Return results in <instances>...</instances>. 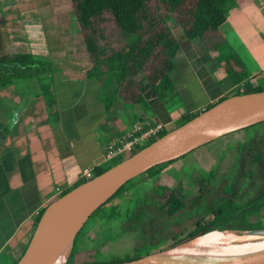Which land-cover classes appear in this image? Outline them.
I'll return each mask as SVG.
<instances>
[{
	"label": "crops",
	"instance_id": "0c3cea01",
	"mask_svg": "<svg viewBox=\"0 0 264 264\" xmlns=\"http://www.w3.org/2000/svg\"><path fill=\"white\" fill-rule=\"evenodd\" d=\"M225 25H230L238 34L244 44L242 48L245 45L249 48L256 63L253 70L248 69L249 76L241 85L261 88L260 84H264V0L237 4L229 12ZM223 31L229 39L228 31ZM193 41L202 48L200 39ZM41 47L36 51L38 55L31 53L50 58L52 50L45 49L44 44ZM196 50L194 43L185 38L181 41L180 51L187 69L204 90L205 101L198 103L186 86L176 83L166 101L161 100L150 84H141L147 106L123 102L115 87L107 88V84L87 77L89 59L77 66V73L50 76L54 84L0 86V264H17L21 259L39 216L56 199L57 188L64 190V195L81 181L84 169L106 164L103 144L109 139L127 133L137 120L148 125L168 124L173 129L184 115L205 110L206 106L244 89L234 85L223 71L218 54ZM236 51L247 60L248 57ZM217 60L221 61L219 69L215 66ZM178 93L188 106L185 112L172 110L173 99H169Z\"/></svg>",
	"mask_w": 264,
	"mask_h": 264
},
{
	"label": "trees",
	"instance_id": "16d2710c",
	"mask_svg": "<svg viewBox=\"0 0 264 264\" xmlns=\"http://www.w3.org/2000/svg\"><path fill=\"white\" fill-rule=\"evenodd\" d=\"M243 1L245 0H70L79 35L82 37L89 56L90 67L86 75L89 78L97 79L101 84H107V88L109 86L115 87V93L119 95L123 102L147 106L141 92V84H150L161 100L166 101L174 91L175 81L172 76L175 70L174 59L181 49V40L175 30L180 29L185 40L200 39L209 53L218 54L223 63V71L233 81L234 85H240L247 79L249 74L222 28L228 20L229 12ZM4 49L5 41L0 26L1 87L25 79H35L40 84L42 80H45L46 84H54V81L48 78L54 74L53 66L44 57L29 53L3 55ZM261 90L258 87L253 88L246 85L243 90L240 89L233 95ZM226 98H222L218 102ZM113 103L114 99L111 101V106L114 105ZM216 103L209 105L205 110ZM202 111L184 115L181 119V125L196 117ZM138 121L141 120L134 123ZM173 129H165L141 146L138 151L149 146ZM259 139L248 140L247 143H244L245 158L238 161L253 163L245 166V176L264 179V150L262 149L264 147V132L262 138ZM174 161L154 167L147 173L149 175H152V172L154 174L159 173L163 167ZM105 166L106 164L98 167L96 176L112 167L111 165L109 167ZM249 171L252 173L248 174ZM197 174L199 175L196 176H200V173L197 172ZM135 180L136 178L126 183L111 199H114L120 193H124ZM86 181L81 180L76 187ZM162 192L174 194L170 189L162 190ZM261 194L264 195L262 192ZM170 199L174 204L180 202L177 196ZM103 209L104 205L92 217ZM42 214L43 212L38 221ZM181 220V217L177 219V216H174L172 223H167L168 225L165 224V226H171L173 228L172 232H174L173 235H176L175 230L177 226L182 224ZM257 226L264 228V220L263 224ZM217 227V225H212L202 231L188 233L185 237L176 240L169 248ZM233 228L250 230L255 228V225H249L243 219ZM82 232L81 230L77 235L73 250L77 247V242L83 243L81 240ZM162 236L163 234L158 232L146 230L138 241L141 245L145 240L155 237L159 239ZM98 251L95 250V253ZM141 256H143V249L137 248L125 257H114L103 263L95 260L94 255L92 259L82 263H74L71 260V255L66 261L68 264H114L135 260Z\"/></svg>",
	"mask_w": 264,
	"mask_h": 264
},
{
	"label": "rangeland",
	"instance_id": "374dc122",
	"mask_svg": "<svg viewBox=\"0 0 264 264\" xmlns=\"http://www.w3.org/2000/svg\"><path fill=\"white\" fill-rule=\"evenodd\" d=\"M0 26L5 41L3 55L28 53L26 50L30 51L29 54L33 52L38 55L39 53L36 52L37 49H41V46L44 44L45 49L52 50L53 52L50 58L44 57V59L52 64L54 69L53 75H57V77H63L62 72L65 74L66 72H69L68 74H70V72L71 74L77 73V66L82 63L84 59L86 61L89 59L82 37L79 35L77 29L70 0H0ZM222 29L228 31V40L231 42L232 47L238 49L244 58L248 57L246 58L248 61H245L241 57L240 59L243 61L244 65L245 62L251 65H245V70L249 73L248 69L253 70L256 66V63L249 54V48H247L246 45L242 48V46H244L242 40L237 33H234L230 25H225ZM175 33L181 41H184V34L180 29H176ZM35 37L37 39H35ZM190 42L191 44L194 43V47L198 48V50H196L198 52H200L201 49H205L204 46H202V48L197 47L194 41ZM217 58L221 60L219 55H217ZM174 62L176 69V71H174L175 83L186 86L195 102L205 101L204 90L202 91L200 82L191 70L187 69V62H185L183 58L182 51L177 54ZM220 62L218 61L215 63L217 69L220 67ZM86 65L90 66V61ZM15 84H37V80H18ZM41 84H46L45 80H42ZM260 85V89H264V84ZM175 94L176 93H174V95ZM174 95L172 98L173 100L171 99L174 103L172 110L178 109L182 112L187 111L188 106L183 97L179 95V93V97ZM179 125H181V122L177 124V126ZM172 127L173 126H170L168 129ZM263 132L264 122L257 126H251L223 136L175 160L168 166L163 167L159 173L154 174V172H152V175L147 173L139 176L125 192L126 194H132L140 191L137 190L139 187L137 184L141 178L174 179L178 177L196 176L199 175L197 172L202 173L207 171L208 168L213 166L216 162H220L219 166H229L230 162L244 159V143L252 139H261ZM262 149L264 150V147H262ZM117 163V161L106 163L105 167H109L110 165L114 166ZM169 181L174 182V180ZM110 209H112L111 206ZM102 211L100 212L102 213ZM95 218H91L82 230L87 239L85 237L82 238L83 243H80V241L77 242V247L72 251L71 260L74 263H82L90 260L93 258V255L98 262L103 263L111 260L114 256L122 257L133 251L135 242L134 236L128 237L127 240L125 242L122 241L119 246L109 243L108 246L97 249L100 247L99 244L101 242L89 237H94L93 234L97 231L94 230ZM118 226L119 225L115 223L113 229L116 230ZM93 230L94 232L92 233ZM108 238L109 235L105 234L103 239L107 240ZM95 250L99 251L95 253Z\"/></svg>",
	"mask_w": 264,
	"mask_h": 264
},
{
	"label": "water",
	"instance_id": "95a60500",
	"mask_svg": "<svg viewBox=\"0 0 264 264\" xmlns=\"http://www.w3.org/2000/svg\"><path fill=\"white\" fill-rule=\"evenodd\" d=\"M264 122V90L233 95L174 128L149 146L122 160L102 174L73 188L52 202L40 217L32 239L17 264H52L70 245L92 215L126 183L150 169L177 160L199 147L233 132ZM213 231L264 235V228L214 229L172 248L139 259L114 264H199L197 259L171 257L167 252ZM68 260V259H67ZM208 264H264V250Z\"/></svg>",
	"mask_w": 264,
	"mask_h": 264
},
{
	"label": "flooded vegetation",
	"instance_id": "af4514ba",
	"mask_svg": "<svg viewBox=\"0 0 264 264\" xmlns=\"http://www.w3.org/2000/svg\"><path fill=\"white\" fill-rule=\"evenodd\" d=\"M219 164L214 163L200 176L141 178L137 184L140 191L118 194L104 204L102 213L91 217H96L93 229L97 231L94 237H89L101 242L99 249L109 243L119 246L122 241L134 236L133 249L142 248L143 256L139 257L142 258L169 248L188 233L199 232L212 225H217L215 229L220 230H240L233 227L244 219L249 225H255L251 229L262 228L257 225L263 224L264 220V195L261 194L264 193V179L244 175L245 166L253 163L237 160L230 162L229 166ZM165 189L172 190L174 194L162 192ZM173 196L180 199L178 204L170 199ZM174 216L182 218V224L175 230L176 235H173L171 226H165L172 223ZM115 223L119 225L116 230L113 229ZM146 230L163 236L150 238L140 245L138 239ZM105 234L109 235L107 240L103 239ZM84 237L87 239L82 232L81 240Z\"/></svg>",
	"mask_w": 264,
	"mask_h": 264
},
{
	"label": "bare ground",
	"instance_id": "6f19581e",
	"mask_svg": "<svg viewBox=\"0 0 264 264\" xmlns=\"http://www.w3.org/2000/svg\"><path fill=\"white\" fill-rule=\"evenodd\" d=\"M264 250V235H247L237 232L213 231L185 243L166 255L179 258L197 259L199 264L229 259ZM70 245L65 246L52 264H67Z\"/></svg>",
	"mask_w": 264,
	"mask_h": 264
},
{
	"label": "built area",
	"instance_id": "2783aa9c",
	"mask_svg": "<svg viewBox=\"0 0 264 264\" xmlns=\"http://www.w3.org/2000/svg\"><path fill=\"white\" fill-rule=\"evenodd\" d=\"M241 87L245 88V84H242ZM168 128V124L162 123L154 125H146L141 121L134 123L127 133L113 137L103 144L105 163L119 162L123 158L134 154V152H137L141 146L145 145L153 137L165 129L169 130ZM97 169L98 167L84 169L80 179L88 181L96 177ZM63 193L64 190L57 188L56 198L61 197Z\"/></svg>",
	"mask_w": 264,
	"mask_h": 264
}]
</instances>
